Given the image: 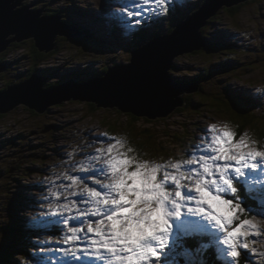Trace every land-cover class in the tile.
<instances>
[{
    "label": "rangeland",
    "instance_id": "1",
    "mask_svg": "<svg viewBox=\"0 0 264 264\" xmlns=\"http://www.w3.org/2000/svg\"><path fill=\"white\" fill-rule=\"evenodd\" d=\"M95 1L96 5L101 7V10L97 9L99 15H105L104 0L75 2L74 0H24L25 5L23 6L35 10L44 8L43 16L52 13L50 10L63 9L67 5L70 15L76 18L78 23L86 25L89 16L93 14ZM178 1L180 4L183 3L182 11L185 13L196 5V0H192L190 4L175 0V2ZM204 1L200 0L201 3ZM130 2L131 4L127 5L134 7L132 0ZM237 5L240 7L234 12L228 11L224 6L221 7L216 16L201 28L202 32L209 34L211 37L209 35L208 37L213 41H224L228 45L223 44L214 48L207 46L173 58V66L170 69L172 74L182 81L192 80V83L198 84V89L193 92H186V89H183L186 92L187 101L193 100V103L189 102L187 106H180L181 110L174 111L168 117L139 116V120H136V116L131 112L122 114L116 106L112 108L94 107L93 102L78 100H67L49 105L42 113L22 102L5 112H0V239L5 238L8 243L13 242L15 245L12 255L14 259L6 264H18V262L33 264V260L38 264H51L52 260H57L58 264L60 253L52 255L54 250L38 253L37 247L32 244L36 245L39 239H43L45 232V228L38 226L33 220L37 212L32 207V198L40 195L39 182L44 181L46 185L49 178L54 181L58 175L64 171H70L71 165L83 158L80 155H69L70 153L93 152L96 148L107 147V143L101 144L97 142V138L101 141L111 138V142L115 143L119 137V140L124 141L123 144L129 140L128 147L136 146L139 149V157L156 163H166L169 160L186 158V150L196 142L197 136L203 135L202 129L210 126L211 123H217L220 126L227 125L232 130L237 127L238 136L246 134L258 150H264V137L260 138L258 135L259 131L264 132V0H243ZM16 6L21 8V4ZM110 9H112L111 3ZM127 9L130 13L131 9L129 7ZM113 16L115 17L114 14ZM127 18H129L127 22L121 26L123 43H120V46L113 40L110 19L97 22L102 28L101 37L97 38L105 39L104 42L109 47L98 42L97 53L88 52L86 54L78 52L76 48L70 49L67 44H72L69 41L71 38L67 37L69 40H66L62 38L63 36H59L63 42L59 41L56 51L54 50L56 53L54 52L49 57L47 54L45 60L35 62L32 55L35 50L33 37H26L18 43L15 42V45H11V49L7 50L6 61L11 60L13 65L9 70L0 73V90L5 91V85L9 81H18L22 78L21 76L26 78L24 71L31 70L36 63L40 71L53 70L54 78L63 76L66 72L81 71V66L91 63V67L81 72L84 76L99 75L101 72L99 68L109 63L110 65L129 63L131 62V50L123 46L124 42L133 39L129 34V29L140 30L142 28L141 31L144 33L154 31L157 26L162 27L160 29L164 26L168 27L172 21V17L168 15L167 18L150 21L137 29L133 26L129 15ZM183 18V15H177L172 24L178 23ZM161 20H167L168 23L163 24ZM13 36L15 35L9 34L7 37ZM84 41L91 43L90 38ZM17 60L21 62H13ZM15 65L22 69L20 77L12 76L11 72ZM195 76H197L196 79ZM49 78L50 81H54L51 80L52 77ZM187 83L190 82L179 84ZM227 92L234 93L228 94ZM198 93L208 95L205 96L208 101L201 103L204 96ZM232 96L234 98H237L236 96L255 98L257 105L249 111L256 114L252 125L258 129L256 131L258 136H253V128L241 127L243 120L237 116L239 112L236 111L241 109L238 104L240 102L232 100L230 103L227 102L230 106L224 104L225 100ZM218 98L221 100H216ZM194 102L199 105V109L192 108L193 105H197ZM183 138L185 139L182 143ZM260 142L262 147H260ZM251 177H254L256 181L260 180L258 174L253 173ZM216 208L224 211L222 205L216 204ZM254 215L253 213L247 216V219L252 220L257 227L247 230L259 231L263 237L264 221H261L259 217L253 219ZM241 218L244 219L243 216ZM191 219L200 218L191 217ZM14 221H17L15 224L19 223L25 227L27 232L28 229L31 230V227H37L36 239L24 236L23 231L9 238L10 232L4 231L3 226L7 225V229L11 230ZM24 237L31 243H23L22 241H26L22 239ZM187 238H182V241L188 242ZM58 241L59 237H54L49 243ZM219 241L222 243L223 238L220 237ZM248 243L250 249H255L254 252L249 251L257 258L253 264H264L261 262L264 259V238H257L253 242L249 237ZM25 250L28 258L24 259L20 252ZM229 251L227 248L228 253ZM30 256L32 259H29ZM225 258L228 262H233L230 256L227 255ZM167 259L172 260L174 264H183V262L195 264L193 256L174 254ZM238 263H241L240 257L237 258L236 264Z\"/></svg>",
    "mask_w": 264,
    "mask_h": 264
},
{
    "label": "snow or ice",
    "instance_id": "2",
    "mask_svg": "<svg viewBox=\"0 0 264 264\" xmlns=\"http://www.w3.org/2000/svg\"><path fill=\"white\" fill-rule=\"evenodd\" d=\"M132 4L125 15L139 29L167 18L174 0ZM202 131L186 158L166 163L134 155V148L111 138H97L107 147L70 153L83 158L54 181L39 182L40 195L32 198L33 220L45 228L38 253H60L58 264H174L167 258L207 249L196 238L213 229L223 234L233 264L254 252L248 238L264 237L248 231L257 225L241 217L254 213L253 219L264 221V150L227 125L211 123ZM249 170H259L262 178L256 181ZM54 237L59 241L50 244ZM184 237L193 238L191 246Z\"/></svg>",
    "mask_w": 264,
    "mask_h": 264
},
{
    "label": "water",
    "instance_id": "3",
    "mask_svg": "<svg viewBox=\"0 0 264 264\" xmlns=\"http://www.w3.org/2000/svg\"><path fill=\"white\" fill-rule=\"evenodd\" d=\"M21 1L0 0V52L30 36L35 39L37 48L50 52L56 49L55 40L59 36L76 38L83 35L82 31L65 24L61 15L42 16L44 8H17ZM240 1L243 0H208L188 21L176 25L172 33L133 50L131 62L111 66L98 78L46 87V78L33 74L25 81L10 84L5 91L0 90V112L22 102L42 113L49 105L78 100L93 102L103 108L116 106L122 114L168 117L185 105V96H179L178 86L170 74L173 58L206 45L201 28L221 7H231ZM9 34L15 36L8 38ZM5 67L0 62V72ZM181 87L186 92H193L197 91L198 84Z\"/></svg>",
    "mask_w": 264,
    "mask_h": 264
},
{
    "label": "trees",
    "instance_id": "4",
    "mask_svg": "<svg viewBox=\"0 0 264 264\" xmlns=\"http://www.w3.org/2000/svg\"><path fill=\"white\" fill-rule=\"evenodd\" d=\"M240 7V5H237V6H231V7H225V9H227L228 11H230V12H234L235 11V9H238ZM175 8H176V14L177 15H183V17L185 18V15L188 13H185V12H183L182 11V8H180L179 9V5H178V2H175V0H174V6H173V9H172V11L170 12V14H169V16H171V15H173V13L175 12L174 10H175ZM187 16V15H186ZM161 22L163 23V24H167L168 23V21L167 20H165V21H162L161 20ZM175 28V26H173L172 25V23H171V25L169 24V26L167 27H165L164 26V28L163 29H161V31H156V33H153V32H151V31H149V32H142L141 30H142V28L140 29V30H136V31H134V32H129V34L131 35V37L133 38V39H131L130 41H127V42H124V44L125 45H127L125 48L126 49H132V47H135V45H138L139 43H143V42H145L146 41V39L147 40H149V37H152V38H154L155 36H157L160 32L162 33V34H164V32H166V33H169L170 31L172 32L173 31V29ZM82 29L85 31V35H86V37H88V38H92V39H95V37H93V33H91L89 30H87L85 27H82ZM208 35L209 34H204V36L209 40V43H210V45L209 46H211V48H214L215 46H217V47H219V45H223L225 42L224 41H213V39H210L209 37H208ZM210 36V35H209ZM211 37V36H210ZM151 39V38H150ZM113 40L117 43V44H120V43H123V41L121 40V39H116V37H113ZM56 41H57V43H59V41H61V43L63 42V40H61V38L59 39V37L56 39ZM143 41V42H142ZM58 46V45H57ZM67 47H69L70 49H77V51L79 52V51H81V52H85L86 54H88V52H93V51H95V49L94 48H91V46L89 45V44H87L85 41H84V38H80V39H77V40H74V41H72V44H67ZM77 47H79V48H77ZM93 47H97V44L96 45H94ZM101 48H103V46L101 47ZM34 51H33V53H32V55H33V60L35 61V62H40V61H42V60H45V56L47 55L48 57L49 56H51L55 51H56V49H55V51L53 50V51H50V52H46V51H41L39 48H37L36 46L34 47ZM8 50H10V49H8ZM235 50V49H234ZM56 53V52H55ZM3 54V55H2ZM6 55H7V50L5 51V52H3V53H1L0 54V56L2 57V56H4V58H6ZM48 59V58H47ZM11 63V62H10ZM13 64H11V66H12ZM17 67H18V70H17V75L19 76V74L21 75L22 74V71L20 72V69H19V66L18 65H16ZM92 66V63L91 64H87V65H84V66H81L82 67V70L81 71H70V72H66V73H63V74H65V75H63V76H59V77H57L56 79H54V73H53V70L52 71H47L49 74H50V76L53 78V80L56 82V83H60V82H64V81H66L67 80V78L68 79H75V80H82V79H85V77L86 78H88L89 76H84V74L83 73H81L82 71H85L87 68H89V67H91ZM36 67H37V63H36V66L35 67H33L32 69H31V74L35 71V69H36ZM31 68V67H30ZM57 70V69H56ZM106 70H108V65H104V67H100L99 68V71H101L102 73H104ZM13 72H15V70H13ZM30 74V75H31ZM92 75H90V77H91ZM197 78V76H195V79ZM179 79V78H178ZM202 79H204V78H202ZM11 82L12 81H9V83H7L5 86H6V88H8L9 86H10V84H11ZM50 85H53L52 83H50ZM4 86V87H5ZM49 86V85H48ZM47 86V84H46V87H48ZM222 93H224V92H222ZM226 93V92H225ZM228 94H231V93H234V92H227ZM236 94H239V93H236ZM198 95H200V93H198ZM241 95V94H240ZM201 96H204L203 94H201ZM205 96H208V95H205ZM202 97V99H201V103H206L207 101H208V99L206 98V97ZM223 97H224V95H223ZM237 98H234L233 96H232V98H227L226 100H225V102H224V104L226 105V106H230L227 102H232V100H237L238 102H240V103H238L239 105H240V107H241V109H237L236 111H238L239 112V114H237V116H239L242 120H243V122L241 123V127L242 128H246L247 126H249V128H253L252 129V134H253V136L254 135H256V131H258V129L255 127V126H253L252 125V122H253V120H255L256 118H254V116L256 115V114H253V112H250L249 111V109L250 108H254L257 104H256V102H255V98L254 97H251V98H245V97H240V96H236ZM216 100H221V99H216ZM193 101V100H192ZM192 101H189V102H191V103H193ZM188 101H187V105H188V103H189ZM190 103V104H191ZM194 103H196V102H194ZM197 104V103H196ZM93 105H94V107H97V105L95 104V103H93ZM186 105V106H187ZM193 105V104H192ZM247 105V106H246ZM199 105L197 104V105H193L192 106V108H194V109H199V107H198ZM182 109V107H178L177 109H176V111H179V110H181ZM200 109H202V108H200ZM256 110V109H255ZM258 111V110H257ZM134 115V114H133ZM136 116V115H135ZM136 118V120H139V117L138 116H136L135 117ZM236 130H237V127L234 129V131L236 132ZM237 133V132H236ZM255 133V134H254ZM258 135H259V137L260 138H262V137H264V132L263 131H259L258 132ZM258 135H256V136H258ZM114 136H116V137H118V135H114ZM184 139L185 138H183L182 139V143L184 142ZM117 140H119V137H118V139ZM117 140H115V141H117ZM119 141H121V140H119ZM128 141L129 140H127V142H126V144H124L126 147H128L129 146V144H128ZM122 143H124V141H121ZM260 144V147H262L261 146V142L259 143ZM132 148H134L136 151L133 153L134 155H139V152H138V148L136 147V146H133ZM146 150H145V152L147 151V147L145 148ZM21 201H23V200H21ZM246 215V216H245ZM245 215H242L243 216V218H248L247 216H250L251 214H245ZM15 222H17V221H14V224L12 223V225H13V227L11 228V230H9V229H7V225H4L3 226V229H4V231H6V230H8L9 232H10V234H9V238H13V236L14 235H18V233L17 232H20L22 229H23V226L22 225H20L19 223H17V224H15ZM1 228H2V224H1ZM32 231H34L33 229H32ZM25 234V233H24ZM8 236H6V238H7ZM210 238H212V235H210L209 236ZM264 237V236H263ZM213 238L215 239V236L213 235ZM187 240H188V242H187V244L189 245V246H191V244H192V239H190V238H187ZM263 241V240H262ZM5 243V244H4ZM13 247H15V245H14V243L13 242H9L8 243V241L4 238H2V239H0V264H6V262H7V260L8 261H13V256H12V253H11V251L13 250ZM222 252V254H224L225 252L224 251H221ZM196 254L198 255V256H196ZM222 254H220L219 253V250H218V248L214 245V243L213 244H210L209 245V247L207 248V249H202L200 252H196V251H192V254L190 255V256H193L194 258H195V260H194V262H195V264L197 263V264H226V263H224V262H222V259L219 257V256H221ZM208 255V256H207ZM197 258V259H196ZM199 258V259H198ZM256 256L255 255H253V254H251L250 252H245L243 255H242V257H240V262L241 263H238V264H244L245 262H246V264H253V262H256ZM262 263H264V259L261 261ZM183 264H186V262H183ZM190 264V263H189Z\"/></svg>",
    "mask_w": 264,
    "mask_h": 264
},
{
    "label": "clouds",
    "instance_id": "5",
    "mask_svg": "<svg viewBox=\"0 0 264 264\" xmlns=\"http://www.w3.org/2000/svg\"><path fill=\"white\" fill-rule=\"evenodd\" d=\"M75 1H81V0H74V2ZM60 9H53V10H50L53 14H57L58 13V11H59ZM52 13H49V14H46V15H51ZM65 15H66V18H65V24H70V25H73V24H75V23H78L77 22V20H75L71 15H70V10L68 9V12H66L65 13ZM61 37H59V39H60ZM33 40L35 41V39L33 38ZM55 42L57 43V41L55 40ZM35 45H36V43H35ZM57 45H58V43H57ZM37 47V46H36ZM56 48H57V46H56ZM8 49H11L10 48V46H9V48ZM7 49V50H8ZM2 52H0V54H1ZM6 57H8V56H6ZM0 62L1 63H4L5 65H6V67H5V69L2 71V72H4V71H6V70H9L10 68H12V66H11V64H12V61L11 60H9V61H6V58H4V56H2V58L0 59ZM11 62V63H10ZM14 63H16V62H21V61H19V60H17V61H13ZM13 70H15V72H13L12 71V73L14 74V75H12V76H16V72H17V66L15 65L14 66V69ZM48 70H46L45 72H47ZM2 72H0V73H2ZM20 82H22V81H20ZM13 83H19V80L18 81H15V80H12V82H11V84H13ZM257 91H259V89L257 90Z\"/></svg>",
    "mask_w": 264,
    "mask_h": 264
},
{
    "label": "bare ground",
    "instance_id": "6",
    "mask_svg": "<svg viewBox=\"0 0 264 264\" xmlns=\"http://www.w3.org/2000/svg\"><path fill=\"white\" fill-rule=\"evenodd\" d=\"M124 1H125V0H119L120 3H123ZM126 1H129V0H126ZM130 1H131V0H130ZM20 4H21V8L24 7V6H23V5H25V4H24V0H22ZM127 7H129V9H131L130 6L127 5ZM134 7H135V6H134ZM48 12H49V11H48ZM48 14H49V13H48ZM45 15H46V14H45ZM114 15H115V17L113 18V21H114V23H115V25H114V30H115L116 32H118V31H119V25L117 24L116 16L119 17L120 14L117 15L116 12L114 11ZM95 17L97 18V16H95ZM99 17H100V18H103V17H106V15H99ZM121 26H122V25H121ZM145 44H146V43H145ZM5 51H6V50H5ZM5 51H3V52H5ZM3 52H2V53H3ZM179 81H182V80L179 79ZM78 104H79V103H78ZM182 106H183V105H182ZM69 115H70V114H69ZM6 188H7V187H6ZM219 238H220V237H219ZM17 243H18V242H17ZM20 253H21V252H20ZM196 256H198V255L196 254ZM207 256H208V255H207Z\"/></svg>",
    "mask_w": 264,
    "mask_h": 264
},
{
    "label": "flooded vegetation",
    "instance_id": "7",
    "mask_svg": "<svg viewBox=\"0 0 264 264\" xmlns=\"http://www.w3.org/2000/svg\"><path fill=\"white\" fill-rule=\"evenodd\" d=\"M84 40H86V39H84ZM3 55V54H2Z\"/></svg>",
    "mask_w": 264,
    "mask_h": 264
}]
</instances>
